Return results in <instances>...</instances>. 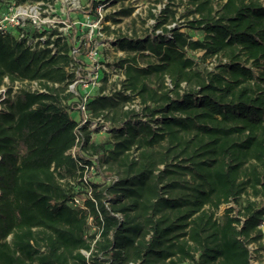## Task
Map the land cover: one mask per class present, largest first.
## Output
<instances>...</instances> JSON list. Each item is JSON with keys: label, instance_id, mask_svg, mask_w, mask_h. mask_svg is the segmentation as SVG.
Masks as SVG:
<instances>
[{"label": "trees", "instance_id": "obj_1", "mask_svg": "<svg viewBox=\"0 0 264 264\" xmlns=\"http://www.w3.org/2000/svg\"><path fill=\"white\" fill-rule=\"evenodd\" d=\"M123 1L90 0L91 14ZM179 1L187 31L167 28L165 7L150 34L115 39L124 79L86 105L110 125L104 142L77 133L69 113L71 40L44 31L31 48L0 33V264H253L264 223V0ZM92 158L107 184L82 181Z\"/></svg>", "mask_w": 264, "mask_h": 264}, {"label": "rangeland", "instance_id": "obj_2", "mask_svg": "<svg viewBox=\"0 0 264 264\" xmlns=\"http://www.w3.org/2000/svg\"><path fill=\"white\" fill-rule=\"evenodd\" d=\"M44 3L47 14L50 21H54L56 29L64 32L68 39L75 45L76 52L74 58L77 61V80L74 83L73 89L78 92L79 95H83L85 92L94 96L99 93V89L91 88L90 86L85 88L82 81H88L91 79L95 72L94 63L90 59V51L94 49L97 52L96 62L101 61L104 63V69H107L109 65H114L118 58H123L125 55L123 52L117 50L115 39L122 35H131L132 30L136 31L137 35L144 33H151L152 26L156 23L155 18H159L162 14V10L168 7L174 11V19L170 21L167 28H184L186 17H183L187 11L188 6L185 2L179 0H124L123 2L106 5L105 7H97V17L91 14L90 0H48ZM3 4H0V13L3 10ZM127 7L132 8L130 16L117 15L120 9ZM152 14L154 17H151ZM111 17L114 20L105 19V17ZM108 29H104V27ZM189 32V31H188ZM193 38H197V35L190 32ZM102 70L105 72V70ZM114 73V72H113ZM114 74L110 76V81L105 85V92L103 94L109 95L111 93V84L115 80ZM35 88V85H32ZM78 101L77 97L67 102L71 107L69 113L77 121L82 119V114L77 110ZM74 103V105H72ZM138 109V107H137ZM97 126V124H96ZM108 139L107 130L92 133V140L95 142H104ZM84 156L86 154H83ZM86 157V156H85ZM96 158H92L93 166L87 167L82 181H89L93 183L107 184L110 181V177L104 172L103 167H99ZM79 188V185L75 184ZM84 190V189H83ZM89 190H84L78 195V198L84 199L85 196L90 195ZM225 206H221L219 214L222 213ZM263 231L262 248L250 245V256L253 264H264V223L261 226Z\"/></svg>", "mask_w": 264, "mask_h": 264}, {"label": "built area", "instance_id": "obj_3", "mask_svg": "<svg viewBox=\"0 0 264 264\" xmlns=\"http://www.w3.org/2000/svg\"><path fill=\"white\" fill-rule=\"evenodd\" d=\"M0 1H8L6 4L5 11L0 13V33L1 34H11L14 35L16 39H25V42L31 48H34L36 43H40L39 47L43 45V42L46 38V34L50 30H56L57 34L54 37H61L62 39H67L66 34L58 29H56V24L54 21L49 20V16L45 14L47 12L46 8H44L43 2L36 3H25V4H17L15 0H0ZM52 37V38H54ZM51 46V45H50ZM74 47L71 49L70 54L74 58V54L76 52ZM97 52L94 49L90 51V59H92L94 63L95 72L92 77L88 81H82L83 86L85 88H97L100 89L101 86L104 85L103 78H106V84L110 81V76L114 74V87L118 89L120 87L119 82L124 79V68L119 67L117 65H109L108 71L104 69V63L101 61L96 62ZM74 66H72V70L75 75V79L72 83L68 85L67 91L71 92L74 97L78 98V101L75 105H77V110L82 114V119L78 121L77 133L79 132V127L85 126L88 131L99 132L110 129V125L108 122L104 121L102 118L92 117L91 113L87 110V102L94 96L90 95V93L85 92L83 95H79L78 92H75L73 89L74 83L77 80L76 69L77 61L74 58ZM75 69V70H74ZM105 70L103 72L102 70ZM114 72V73H113ZM111 84V85H113ZM36 86V85H35ZM105 90L102 92L99 91L98 94H103ZM105 95V94H104ZM110 95V94H109ZM97 124V126H96ZM74 152V149L72 150ZM86 181V180H85ZM90 194V191H88ZM90 196V195H88ZM87 196H85L86 198ZM84 198V199H85ZM84 199L78 198L76 196L72 202V205L75 208H84L83 202Z\"/></svg>", "mask_w": 264, "mask_h": 264}]
</instances>
